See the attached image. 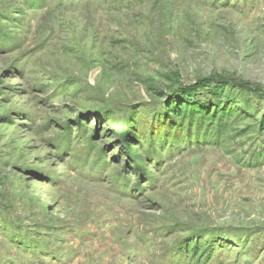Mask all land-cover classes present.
<instances>
[{
	"label": "rangeland",
	"instance_id": "rangeland-1",
	"mask_svg": "<svg viewBox=\"0 0 264 264\" xmlns=\"http://www.w3.org/2000/svg\"><path fill=\"white\" fill-rule=\"evenodd\" d=\"M0 264H264V0H0Z\"/></svg>",
	"mask_w": 264,
	"mask_h": 264
},
{
	"label": "trees",
	"instance_id": "trees-1",
	"mask_svg": "<svg viewBox=\"0 0 264 264\" xmlns=\"http://www.w3.org/2000/svg\"><path fill=\"white\" fill-rule=\"evenodd\" d=\"M175 79H176L175 77H170L169 78L170 81H175Z\"/></svg>",
	"mask_w": 264,
	"mask_h": 264
}]
</instances>
